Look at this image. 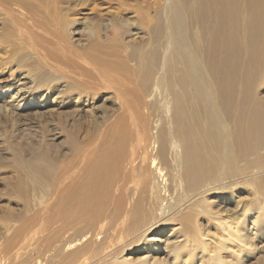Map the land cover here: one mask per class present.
I'll list each match as a JSON object with an SVG mask.
<instances>
[{"label":"bare ground","instance_id":"1","mask_svg":"<svg viewBox=\"0 0 264 264\" xmlns=\"http://www.w3.org/2000/svg\"><path fill=\"white\" fill-rule=\"evenodd\" d=\"M146 30L149 47L120 51L161 117L125 119L114 144L69 142L19 164L29 197L5 214L0 264H243L260 251L264 0H158Z\"/></svg>","mask_w":264,"mask_h":264},{"label":"rangeland","instance_id":"2","mask_svg":"<svg viewBox=\"0 0 264 264\" xmlns=\"http://www.w3.org/2000/svg\"><path fill=\"white\" fill-rule=\"evenodd\" d=\"M0 2L24 14L12 20L0 11L1 234L5 214L18 215V197L27 196L17 189L16 184L22 180L28 187V179H23L25 175L18 165L28 162L32 153H61L71 142L81 148L97 147L98 136L114 144L125 119L134 126L144 117H161V112L150 102L155 90L144 94L135 65L123 63L124 49L120 51L127 45L144 46L149 41L146 28L155 20L158 0ZM64 38V44L70 45L68 49L63 45ZM81 141L85 145H80ZM241 196L248 198L245 192ZM215 205L212 208L223 204ZM225 207L230 214L237 210L234 203H226ZM261 244L255 246L260 250L257 254L255 250L243 258V264L264 257V239ZM158 245L163 248V252L159 248L158 257L169 261L164 251L166 241ZM142 249L131 250L135 259L145 255L144 246Z\"/></svg>","mask_w":264,"mask_h":264}]
</instances>
